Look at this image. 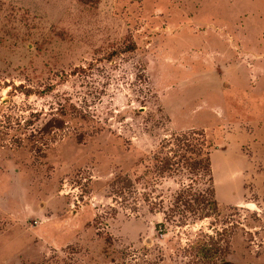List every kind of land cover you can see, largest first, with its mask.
Returning <instances> with one entry per match:
<instances>
[{
    "label": "rangeland",
    "instance_id": "1",
    "mask_svg": "<svg viewBox=\"0 0 264 264\" xmlns=\"http://www.w3.org/2000/svg\"><path fill=\"white\" fill-rule=\"evenodd\" d=\"M0 9V264H264V0Z\"/></svg>",
    "mask_w": 264,
    "mask_h": 264
},
{
    "label": "trees",
    "instance_id": "2",
    "mask_svg": "<svg viewBox=\"0 0 264 264\" xmlns=\"http://www.w3.org/2000/svg\"><path fill=\"white\" fill-rule=\"evenodd\" d=\"M0 14H1V9H0ZM204 168L206 170V173L210 172V162H209V159L206 160V163L204 165ZM220 264H239V263H234V262H231V261H224Z\"/></svg>",
    "mask_w": 264,
    "mask_h": 264
}]
</instances>
